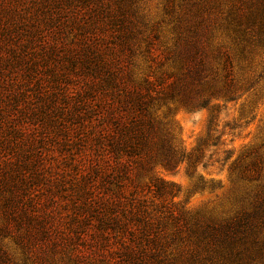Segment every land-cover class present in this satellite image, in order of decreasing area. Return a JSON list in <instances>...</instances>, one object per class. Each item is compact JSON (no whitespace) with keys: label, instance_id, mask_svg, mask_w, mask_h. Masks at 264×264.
<instances>
[{"label":"trees","instance_id":"obj_1","mask_svg":"<svg viewBox=\"0 0 264 264\" xmlns=\"http://www.w3.org/2000/svg\"><path fill=\"white\" fill-rule=\"evenodd\" d=\"M136 4L0 0V264H172L184 235L231 252L264 228L260 207L201 230L181 223L178 188L153 173L197 164L213 118L186 156L157 113L228 92L205 96L203 60L187 76L137 78ZM153 39H141L148 54ZM190 245L179 264H195Z\"/></svg>","mask_w":264,"mask_h":264},{"label":"rangeland","instance_id":"obj_2","mask_svg":"<svg viewBox=\"0 0 264 264\" xmlns=\"http://www.w3.org/2000/svg\"><path fill=\"white\" fill-rule=\"evenodd\" d=\"M136 7L137 78L187 76L203 60L205 96L228 92L208 108L174 104L157 113L173 127L186 156L207 137L213 118L211 139L197 164L184 161L175 170L153 173L178 188L173 205L181 223L201 230L264 209V0H137ZM146 36L154 37L149 54L141 41ZM250 231L231 252H215L184 235L167 256L179 264L193 243L188 249L198 253L195 264H264V228ZM6 248L20 263L21 252L11 243Z\"/></svg>","mask_w":264,"mask_h":264}]
</instances>
